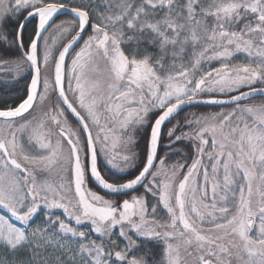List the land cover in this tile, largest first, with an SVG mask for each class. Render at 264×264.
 I'll use <instances>...</instances> for the list:
<instances>
[{"label": "snow or ice", "instance_id": "snow-or-ice-1", "mask_svg": "<svg viewBox=\"0 0 264 264\" xmlns=\"http://www.w3.org/2000/svg\"><path fill=\"white\" fill-rule=\"evenodd\" d=\"M0 264H264V0H0Z\"/></svg>", "mask_w": 264, "mask_h": 264}, {"label": "trees", "instance_id": "trees-1", "mask_svg": "<svg viewBox=\"0 0 264 264\" xmlns=\"http://www.w3.org/2000/svg\"><path fill=\"white\" fill-rule=\"evenodd\" d=\"M30 27H31V25H29V28ZM214 110L215 111H219L220 109H219L218 106H200L199 108H197V107H189L187 109L188 112H197V113H199V112L214 111ZM181 115L183 116L184 113H182ZM161 154H163V153H161ZM174 159H180V157H175ZM181 162H183V161H181ZM189 163H190V161H189Z\"/></svg>", "mask_w": 264, "mask_h": 264}, {"label": "rangeland", "instance_id": "rangeland-1", "mask_svg": "<svg viewBox=\"0 0 264 264\" xmlns=\"http://www.w3.org/2000/svg\"><path fill=\"white\" fill-rule=\"evenodd\" d=\"M62 214V213H61ZM40 216H38L36 219H35V221L34 222H39V220H40Z\"/></svg>", "mask_w": 264, "mask_h": 264}]
</instances>
